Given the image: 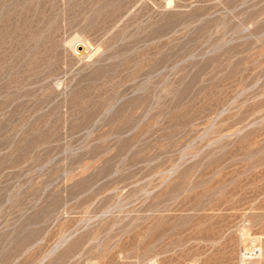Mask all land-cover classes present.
<instances>
[{"label":"rangeland","instance_id":"rangeland-1","mask_svg":"<svg viewBox=\"0 0 264 264\" xmlns=\"http://www.w3.org/2000/svg\"><path fill=\"white\" fill-rule=\"evenodd\" d=\"M0 264H264V0H0Z\"/></svg>","mask_w":264,"mask_h":264}]
</instances>
